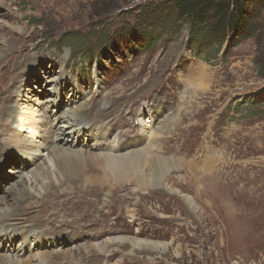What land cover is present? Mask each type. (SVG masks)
I'll return each mask as SVG.
<instances>
[{"label": "rangeland", "instance_id": "374dc122", "mask_svg": "<svg viewBox=\"0 0 264 264\" xmlns=\"http://www.w3.org/2000/svg\"><path fill=\"white\" fill-rule=\"evenodd\" d=\"M159 1L0 0L1 94L8 79L18 74L19 108L35 98L52 99L63 113L71 101L79 107L107 100L116 105L106 117L112 121L107 128L112 140H141L145 145L156 131L160 139L152 140L150 146L157 149L150 152L158 151L153 155L164 160L165 180L160 186L154 169L143 188L130 184L125 190H112L106 183L85 184L79 197L64 193L57 198L59 206L52 208L51 202L48 211L57 212L55 223L68 228L57 232L47 222L51 213H45L40 220L54 229L49 236L55 238L40 245L41 251L35 246L23 258L49 251L58 253L57 264H264V68L256 63L259 57L264 62V31L234 45L226 42L221 48L216 44L196 51L185 24L174 36H161L142 48L144 39L156 36L146 38L125 29L134 28L140 5ZM101 11L102 17L97 15ZM124 91L150 94L134 107L131 125L122 118L128 105L116 103ZM38 108L43 115L57 111L55 105L46 112V105ZM151 111L160 114L152 124ZM11 135V130L5 132L4 139ZM84 135H71L75 150ZM164 140L174 146L172 151L163 150ZM85 141V149L90 150L92 140ZM1 154L0 198L12 204L8 171L23 169L29 160L16 155L12 167ZM211 158L214 171L205 166ZM173 160L181 164L176 168L165 164ZM193 162L199 166L197 174L190 170ZM220 164L227 166L221 174ZM30 166L29 178L37 177L39 182L29 183V190L41 196L44 185H36L41 183L45 164L41 160ZM208 171L213 172L207 176L211 183L202 175ZM84 173L91 178L106 175L101 165L93 164ZM75 184L81 186L82 181L77 179ZM84 213L96 223L87 227L85 221L81 230L78 220ZM30 219L27 216L24 222ZM33 232L39 230L27 235ZM73 234L75 239L65 244ZM96 244L103 247L102 253L92 251Z\"/></svg>", "mask_w": 264, "mask_h": 264}, {"label": "bare ground", "instance_id": "6f19581e", "mask_svg": "<svg viewBox=\"0 0 264 264\" xmlns=\"http://www.w3.org/2000/svg\"><path fill=\"white\" fill-rule=\"evenodd\" d=\"M5 1L7 0H1L2 3ZM19 78L18 74L15 77H10V80L8 79L6 87L4 88L5 91L3 94L0 93V100L3 101V103L0 104V160L3 158L1 157L2 152L3 155H6L4 158L6 159L5 163H7V165L11 164L12 167L16 163V155L28 156L30 162L28 161L25 164L22 163L23 166L21 167H23V169L14 167L15 169L8 171V174H11V176L9 175V178L13 181L11 184L12 189L10 188V190H13L11 191L13 193V199L11 200L12 204H8L0 198V251L4 252L0 256V264H57L55 261V255L58 253L54 255L49 251H46L47 253L37 252L33 254L32 257L29 256L26 259L23 258L27 253L31 252L33 248L35 249V246H38L39 248L37 250H40V245L49 241V238L51 237L55 238V235H52L51 233V236H49V231L54 229H49L47 223H42L40 220L42 215L45 213H51L47 222L48 224L55 225L57 232H62L68 228L67 224L58 226L57 223H55L57 212L53 213L48 211L49 209L51 210V208H48L51 205V202L54 204H52V208L59 206L61 202L58 201L57 198L62 197L64 193H71L73 195H70L71 197H79V192L85 191V184L93 187L95 184L101 185L102 183H106L108 186L111 185L112 190L118 188L125 190L130 184L135 185L137 188H143L147 185L148 178L150 177L148 172L152 173L154 169L157 171L156 181L160 183L158 184L160 186L163 183V180H165L163 167H161L164 160L153 155H158L156 154L158 151L154 150V152H150L151 149L155 148L151 147L152 140L156 142L160 138H156L158 134L155 131L152 133V136L148 138L149 143L145 145L141 140H125L126 142H122L123 140H117L115 137L112 140V135L108 133L107 130V128L112 125V121H110V119L106 121L109 118L106 117L107 115H111V109H115L116 105H109V101L107 100L104 104V101L98 100L100 101L98 102L97 100H92L90 104H84L79 107L76 106L75 102L71 101L69 102L70 109L63 113L59 111L62 106L57 104L56 100L54 101L49 98V100L40 102L35 98L32 99L31 104L19 108L20 106L17 98L19 95L20 98L22 96V90L20 91L16 89ZM126 92L127 91L121 93L122 95L116 100V103L118 105L122 102V104L126 103L128 105V114L123 115L122 118L123 121L125 120V124L131 125L133 120L130 116L134 107L143 99L149 97L150 94L146 92L145 94L135 96L130 93L126 95ZM72 97L73 96H71V98ZM48 103H50V105H48ZM43 105H46L45 112L48 111L52 105L56 106L57 111L53 110L52 114L47 113L43 115L40 112L41 110H39V108L37 109V106L39 107ZM56 112L60 113L57 115ZM151 112L152 115L149 118L151 121L147 120L144 121V123L147 124L148 121H150L152 124V122H155L158 119L160 114L156 111ZM122 118H120V121H122ZM5 119H7V122H5ZM57 123H62L65 126H56ZM47 126H49L48 129ZM165 127L168 128V125H165ZM83 129H85L86 132H83ZM10 130L13 135H11L8 140L4 139L6 138L5 132ZM74 132H78V136L80 133L83 135L87 133L84 135L83 139H80L79 145L76 146L79 150H75L74 145H71L69 142V139ZM160 134L161 132L159 133V136H161ZM86 138H90L93 142V145L88 146V149L90 150L85 149L87 148L88 143V141H85ZM124 138L125 137H122V139ZM102 145H104L105 152L100 153V151L103 150L101 147ZM163 147V150L172 151L174 146L168 144L164 140ZM148 154L152 155L149 156ZM152 156H154L156 160H154V157ZM41 160L43 164H45V171H42L41 173V183L36 185V187L40 185V188L44 185L43 194L40 196L39 194L41 192H38L36 195L31 193L32 190H29V183L34 184L36 181L39 182V178H29L27 168L30 165H36L38 161ZM182 161L184 160L182 159ZM209 161L205 166H209L211 169L213 168L214 171L216 165L212 163L215 159L211 158ZM178 163L181 164L178 160H173L169 162L166 161L165 164L171 165L172 168H176ZM195 163L196 162L191 163L190 170H193L194 174H197L200 169ZM91 164L101 165L106 175L102 178H91L86 176L84 171L89 168ZM225 164H220L221 170L219 174L224 172L227 168ZM51 166L54 167V170ZM218 171L219 170H217V172ZM211 174L213 175L212 171L204 172L202 174L204 178L206 177V180L209 181V183L211 182L207 179V176H212ZM77 179L82 181L81 186L75 184ZM210 179L212 180V178ZM65 190H69V192H65ZM110 193L112 194L111 191ZM63 203L64 206L67 205L65 200L64 202L62 201V204ZM81 211L83 210L81 209ZM27 216L29 218L31 217L30 223L24 222V218ZM94 219V217L92 219L91 216H85V213L81 214L78 220L81 223V230H85V221L89 223L87 227L94 226L96 223ZM51 221L54 222L51 223ZM35 227L39 232H33L30 235H27L31 231H36V229H34ZM71 227L74 226H70V229ZM62 235L63 234H58L56 237ZM75 235L76 234L67 236L65 244L71 242L70 240H72ZM29 236L32 238L30 239ZM18 237L20 238L19 242L17 241L18 243H15ZM135 245L138 244L134 243L133 246ZM1 247L3 250H1ZM93 247L94 249L92 251L96 253L103 252V247H101L100 244H96ZM81 249L84 250L85 247L77 248V251H81ZM61 261L62 259L60 260V263Z\"/></svg>", "mask_w": 264, "mask_h": 264}, {"label": "trees", "instance_id": "16d2710c", "mask_svg": "<svg viewBox=\"0 0 264 264\" xmlns=\"http://www.w3.org/2000/svg\"><path fill=\"white\" fill-rule=\"evenodd\" d=\"M138 12L134 28L125 29V33L156 36L144 39L142 48L150 47L161 36H174L185 24L189 27L190 45L196 51L216 44L221 48L226 42L234 45L264 31V0H160L140 5ZM97 15L102 17L104 13ZM256 63L259 69L264 68L261 57Z\"/></svg>", "mask_w": 264, "mask_h": 264}]
</instances>
